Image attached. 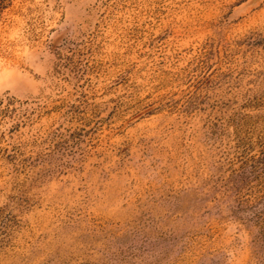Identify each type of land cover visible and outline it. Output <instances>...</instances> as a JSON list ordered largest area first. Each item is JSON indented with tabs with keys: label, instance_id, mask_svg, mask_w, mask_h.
Wrapping results in <instances>:
<instances>
[{
	"label": "rangeland",
	"instance_id": "374dc122",
	"mask_svg": "<svg viewBox=\"0 0 264 264\" xmlns=\"http://www.w3.org/2000/svg\"><path fill=\"white\" fill-rule=\"evenodd\" d=\"M264 0H0V264H264Z\"/></svg>",
	"mask_w": 264,
	"mask_h": 264
},
{
	"label": "trees",
	"instance_id": "16d2710c",
	"mask_svg": "<svg viewBox=\"0 0 264 264\" xmlns=\"http://www.w3.org/2000/svg\"><path fill=\"white\" fill-rule=\"evenodd\" d=\"M261 224H260V239L264 240V218L261 219Z\"/></svg>",
	"mask_w": 264,
	"mask_h": 264
}]
</instances>
